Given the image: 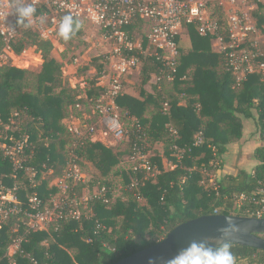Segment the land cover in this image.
Masks as SVG:
<instances>
[{"label": "trees", "instance_id": "trees-1", "mask_svg": "<svg viewBox=\"0 0 264 264\" xmlns=\"http://www.w3.org/2000/svg\"><path fill=\"white\" fill-rule=\"evenodd\" d=\"M261 8L264 7L254 11L255 18L260 17ZM41 12L36 8L35 16ZM219 17L222 20V13ZM81 24L70 40L60 38L61 43L71 45L82 37L84 24ZM16 25L20 32L11 43L12 53L21 55L26 49L36 47L43 53L44 63L31 70L11 65L0 67V143L12 136H29L27 162L37 168L40 183L37 188H30V192H37L42 200L47 201L48 196L55 193L49 182L63 175L73 141L64 121L73 115L78 105L89 107L90 100L99 96L101 90L95 84L98 74L103 71V64H96L98 74L90 87L85 90L73 88L64 79V64L50 56L53 44L42 40L31 27ZM140 27L141 23L134 31ZM186 37L189 43L183 41ZM4 49L5 43L0 35V52ZM179 49L180 64L172 88L161 89L163 83L152 82L159 64L144 57L134 85L138 98L129 94L117 98L122 121L128 130L125 142L115 149L102 142L88 141L78 151L80 158L90 162L98 171L94 182L114 190L110 176L120 174L124 177L126 186L121 198L108 206L94 203L95 217L64 223L53 237L47 233L33 234L29 244L24 246L26 256L35 257L40 264H116L161 242L172 229L184 222L213 215L216 210L222 215H231L228 207L235 195L250 194L264 187L262 77L251 75L237 84L236 77L228 70L225 55L215 51L210 39L200 37L192 27L189 35L179 41ZM166 102L170 106L168 113L163 112ZM95 121L94 117L88 123ZM246 121L253 122L256 128L253 134L260 142L253 149L252 159L256 162L253 171L251 174L229 175L227 181L230 185L218 181L215 189L211 175L223 170L224 156L232 146L246 141ZM138 123L146 135L144 139H139ZM170 128L177 131V136L171 134ZM198 138L203 143L195 146ZM136 143L146 147L145 152L150 154V161L158 166L161 174L147 180L139 174V184L129 191V178L134 176L132 167L127 172L117 167L132 156ZM174 144L190 149V152L175 170L166 171L163 157L177 163ZM159 146H162L163 155L157 151ZM10 172L9 161L0 152V187L12 185ZM239 179L242 182L238 183ZM81 191L82 188L77 187L76 192L81 194ZM135 194H139L141 200ZM24 195L20 193V196ZM15 236L10 226L0 231V257L5 255ZM259 236L264 238V235ZM231 251L235 263L248 258L252 264H264L262 250L231 244Z\"/></svg>", "mask_w": 264, "mask_h": 264}, {"label": "built area", "instance_id": "built-area-1", "mask_svg": "<svg viewBox=\"0 0 264 264\" xmlns=\"http://www.w3.org/2000/svg\"><path fill=\"white\" fill-rule=\"evenodd\" d=\"M42 12L32 19L31 29L35 34L52 44L63 15H72L84 25L97 29L101 44L105 49L102 55L103 71L96 78L95 87L101 90L99 96L88 107L92 116L71 115L65 127L72 136L68 156L61 177L53 178L49 187L55 190L42 200L30 188L39 186L38 170L27 162L30 138L9 137L0 143V152L9 161L12 185L0 187V231L8 226L16 236L0 264H40L33 256H26L24 246L36 233H47L53 237L67 222H80L96 216L92 205H110L115 191L101 183L89 189L91 177L84 171L85 162L78 151L88 141L98 140L99 134L111 138L116 146L122 145L128 130L122 121L117 98L128 94L129 82L136 79L148 57L159 64L158 72L152 75V82L163 83L161 89L172 84L180 64L179 41L189 35L192 27L203 38H209L212 48L225 55L228 70L241 84L251 75H260L264 81V41L261 40L253 20V13L264 0H28ZM222 13V20L219 14ZM141 23L138 31H134ZM86 24V25H87ZM0 35L5 43V51H11V43L19 35L16 15L9 0H0ZM95 75V76H96ZM87 88V83L84 84ZM86 97V95H85ZM169 103L163 106L168 113ZM86 105H78L77 111L83 115ZM96 118L94 123L87 120ZM171 134L177 131L170 128ZM139 139L146 137L138 123ZM103 143V142H102ZM203 141L198 138L195 146ZM177 163H168L166 171H173L181 163L190 149L173 145ZM146 147L136 143L132 156L134 176L127 186L132 191L139 184V174L144 179L156 178L161 174L157 165L152 164ZM52 174V171H49ZM211 182L215 189L214 175ZM81 187V194L76 192ZM25 193L20 196V193ZM141 200L139 194H135ZM231 215L264 218V187L250 194L234 196ZM213 215H220L216 210ZM100 227V226H98Z\"/></svg>", "mask_w": 264, "mask_h": 264}, {"label": "rangeland", "instance_id": "rangeland-1", "mask_svg": "<svg viewBox=\"0 0 264 264\" xmlns=\"http://www.w3.org/2000/svg\"><path fill=\"white\" fill-rule=\"evenodd\" d=\"M11 5L13 6L15 3L18 2V0H9ZM23 3L28 4V0H22ZM260 17L255 18L253 16L254 23L257 27L259 36L262 41H264V8L260 9ZM87 24V23H86ZM83 25L84 27V35L78 39H75L71 45L62 44L60 37H58V31L56 33V41L53 43V50L50 54L54 59L64 64L63 67V76L64 79L67 81V83L73 87H79L80 89H84V84L87 83V87H90V83L93 80V78L96 75L97 72V63H102V55L105 52L104 47L101 44L100 36L97 35V29L93 28L90 25ZM24 27H21V30H23ZM20 32V29H19ZM183 41L189 43V39L186 37ZM44 63L43 59V53L37 50L36 47H30L26 49L21 55H15L10 52H6L3 50L0 52V67L5 65H11L19 69H33L38 68ZM137 79V77H136ZM136 79H133L135 81ZM166 89H170L173 87V83L167 84ZM129 89V88H128ZM86 94L84 93L83 96ZM74 116L81 117L82 121H84L85 116H92L91 110L86 106L85 112H83V115L81 113H78L77 110H74L72 113ZM89 121V120H87ZM65 122H67L65 120ZM246 132L250 134L249 132H254L255 125L252 121H246ZM255 140H257V135H252V139L250 140L251 146L254 147ZM108 141L111 142L113 148H118L112 142L111 138H108ZM105 142V141H104ZM107 146L109 147L110 143H107ZM241 149V147H240ZM253 150V149H252ZM157 151L160 152L161 155H163V149L162 146H159L157 148ZM150 155V154H149ZM251 155H247V159L251 158ZM164 161V162H163ZM85 164H83L84 171L88 173L91 177V183L89 184V189L92 187H95L97 185V182H94L97 180L98 177V171L92 166L90 162L85 161ZM172 162L166 157H163L162 163L163 167L167 169L169 166L168 163ZM132 167V162H129L128 159L123 160L120 165L117 167L118 170H125V172L130 171ZM126 175V174H125ZM127 176V175H126ZM129 176V172H128ZM129 178V177H128ZM130 179V178H129ZM110 181L114 184V196L113 199L117 201L121 198L122 195V189L124 186V177L120 174H113L110 176ZM231 207V206H230ZM71 254H74L71 252Z\"/></svg>", "mask_w": 264, "mask_h": 264}, {"label": "water", "instance_id": "water-1", "mask_svg": "<svg viewBox=\"0 0 264 264\" xmlns=\"http://www.w3.org/2000/svg\"><path fill=\"white\" fill-rule=\"evenodd\" d=\"M231 225L234 227L230 226ZM225 235L231 237V244L251 247L264 251V218L236 215H208L184 222L172 229L156 245L126 257L116 264H165V262L187 247L192 241L221 242Z\"/></svg>", "mask_w": 264, "mask_h": 264}, {"label": "clouds", "instance_id": "clouds-1", "mask_svg": "<svg viewBox=\"0 0 264 264\" xmlns=\"http://www.w3.org/2000/svg\"><path fill=\"white\" fill-rule=\"evenodd\" d=\"M16 23L24 27H30L32 19L36 14L33 4H25L18 0L13 5ZM82 27L81 22L72 15H65L58 29V36L64 41L70 40ZM230 226L231 222L229 221ZM224 239L219 242L192 241L187 247L181 249L177 255L167 260L165 264H235V259L231 251V237L225 235V230L221 229ZM149 264H155L149 261Z\"/></svg>", "mask_w": 264, "mask_h": 264}, {"label": "crops", "instance_id": "crops-1", "mask_svg": "<svg viewBox=\"0 0 264 264\" xmlns=\"http://www.w3.org/2000/svg\"><path fill=\"white\" fill-rule=\"evenodd\" d=\"M129 86L127 87L128 94L132 97L138 98V95L134 91V85L135 81L129 82ZM129 88V89H128ZM253 132L251 134H248L246 132L245 137L246 141L240 143L239 146H232L229 150V152L224 156L225 165L223 170H219L216 174H214V181L218 183V181L222 182L223 185H230L229 181H227V176L234 175L237 176L241 174L242 172H245L247 174H251L253 171V167L256 164V162L251 158L247 159V155L253 154V150L255 147H257L260 142L255 140L254 147L251 146L250 140L252 139ZM98 140H102L103 144L110 143L109 146H113L110 141H108L107 137H104V135L99 134L97 136ZM105 141V142H104ZM241 147V149H240ZM164 162V161H163ZM242 182V179L238 180V183ZM235 264H252L248 258L239 259Z\"/></svg>", "mask_w": 264, "mask_h": 264}]
</instances>
